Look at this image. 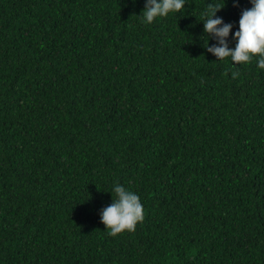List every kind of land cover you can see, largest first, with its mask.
<instances>
[{"label":"trees","instance_id":"16d2710c","mask_svg":"<svg viewBox=\"0 0 264 264\" xmlns=\"http://www.w3.org/2000/svg\"><path fill=\"white\" fill-rule=\"evenodd\" d=\"M210 3L234 49L251 0H0V264H264V69L207 51Z\"/></svg>","mask_w":264,"mask_h":264},{"label":"clouds","instance_id":"9594fccd","mask_svg":"<svg viewBox=\"0 0 264 264\" xmlns=\"http://www.w3.org/2000/svg\"><path fill=\"white\" fill-rule=\"evenodd\" d=\"M186 0H146L143 9V22L151 24L158 17H166L169 13H179ZM252 7L241 13L239 29L233 34L237 41L235 48H229L226 38L229 36L232 24L224 23L222 18H213L223 6L210 3L204 13V31L214 34L219 40V46L207 47L217 59L231 57L236 64H247L258 57V68L264 69V0H251ZM239 73H233V77ZM116 199L102 211L101 220L108 229V235L116 236L124 231L134 232L138 222L144 219V209L140 197L126 191L122 186H115Z\"/></svg>","mask_w":264,"mask_h":264}]
</instances>
